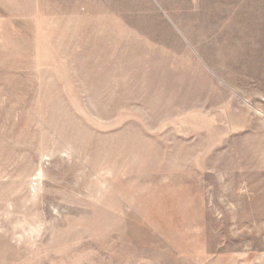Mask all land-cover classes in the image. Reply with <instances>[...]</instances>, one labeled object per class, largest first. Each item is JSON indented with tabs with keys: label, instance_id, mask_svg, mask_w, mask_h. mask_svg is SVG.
I'll use <instances>...</instances> for the list:
<instances>
[{
	"label": "rangeland",
	"instance_id": "1",
	"mask_svg": "<svg viewBox=\"0 0 264 264\" xmlns=\"http://www.w3.org/2000/svg\"><path fill=\"white\" fill-rule=\"evenodd\" d=\"M0 264H264V0H0Z\"/></svg>",
	"mask_w": 264,
	"mask_h": 264
}]
</instances>
